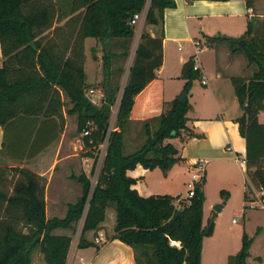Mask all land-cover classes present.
<instances>
[{
  "label": "trees",
  "instance_id": "16d2710c",
  "mask_svg": "<svg viewBox=\"0 0 264 264\" xmlns=\"http://www.w3.org/2000/svg\"><path fill=\"white\" fill-rule=\"evenodd\" d=\"M148 2V24H162L166 8L177 5L175 0H73L72 13H67L59 8L58 0H0V42L5 59L0 67V126L5 129L6 150L24 158L26 151L21 146L32 140L26 155L32 158L47 146L48 140L40 142L46 133L43 123L39 129L38 123L41 117L47 118L44 123L55 121L54 116L64 119L66 102L62 92L71 104L68 113L78 116V130L90 131L83 137L85 155L96 161L97 149L109 136L96 186L92 189L86 174L78 176L83 192L76 202L69 203L63 217H47L46 180L34 171L12 168L19 173L15 183L9 180L12 191L8 181H0V264H32L36 249L48 264H67L73 233L83 217L79 247L99 248L89 240L88 233L98 236L110 207L116 209L112 238L135 249L136 264H202L204 238L211 236L215 228L213 218L207 225L203 222L206 178L197 183L193 197L181 199L171 194L143 196L134 188L137 180L128 174L142 165L151 170L160 167L167 176L182 160L178 148L167 140L183 138L185 132L195 135L188 127V113L193 108L189 99L182 102L181 95L170 101L163 98V80L157 70L164 59V32L160 37L142 33L111 132L117 89L106 84L101 105L86 93L85 39L95 37L107 47L104 62L108 75L110 46L116 42L127 45L133 39L135 26L130 22ZM247 4L252 7L253 0H247ZM76 10L81 12L67 18L64 25H56ZM222 42L232 53L244 54L248 67L255 68L249 78L233 76L231 81L243 111L236 122L246 139L248 188L252 184L264 189V121L260 119L264 114V18L251 17L247 30L239 37L206 39L207 46ZM181 76L185 80L182 93L188 97L193 82L202 79V72L194 68L193 56L184 64ZM139 116L148 117L146 141L138 150L126 154L128 125ZM154 121L158 122L155 130L151 124ZM51 127L54 140L59 130L57 125ZM4 171L0 169V174ZM247 194L246 191L245 198ZM59 229L71 234L54 232ZM171 240L179 241L181 247L171 245ZM252 241L245 233L242 248L230 256L229 264H248Z\"/></svg>",
  "mask_w": 264,
  "mask_h": 264
},
{
  "label": "crops",
  "instance_id": "0c3cea01",
  "mask_svg": "<svg viewBox=\"0 0 264 264\" xmlns=\"http://www.w3.org/2000/svg\"><path fill=\"white\" fill-rule=\"evenodd\" d=\"M175 1L177 4L176 7L166 8L162 24L146 23V14L149 7L148 2L144 11L141 12V17L137 24L141 22L138 28L140 35L146 31L152 37H160L164 32V59L162 66L157 70V74L163 80V98L166 101L173 100L181 95L185 82L181 76L182 68L196 53L195 41L200 40L204 44V48L198 53V61L201 66L202 75L207 80L206 84L202 81L201 83L202 85L208 86L209 89L205 91L206 94L203 97L204 100L202 103L198 102L196 104V109L195 104L190 101L188 96L193 106L188 113L190 118L188 127L190 132H194L195 135H188L189 132H185L183 138H178V146L174 144L172 139L168 140L178 148L182 160L173 166L166 177V181L176 183L181 179L182 182H186V185H188L191 179L190 165L196 159L203 158L206 161L217 163L235 161L241 164L237 160V157L246 156V139L241 135L239 124L236 122L243 111L241 114H237L238 98H236V93L231 87V77L238 76L239 74V76H244V70L241 69L242 60L241 62L239 60L241 56L238 53L232 54L226 46L227 44L223 42L215 44L214 46H207L206 39L210 36L239 37L236 35L242 32L244 33L247 30L249 19L255 15V1L253 0L252 7L248 6L247 0ZM58 6L60 9H65L67 13H72L73 0H58ZM79 12L81 10H76L74 14L64 17L56 25H64L67 18L77 15ZM78 24L76 25V30L73 29L74 33L77 32ZM137 31L135 28V35H137ZM135 35L134 38H136ZM137 40L138 47L141 36ZM103 46V43L95 37H87L84 41V69L87 75L86 81L89 85L88 90L94 89L96 93L95 97L101 101L105 91L98 83L103 81V76L98 75L95 77L93 75V62L95 60L93 59L92 51L96 49V56L99 59L101 57L99 49H102ZM69 49H72V44H70ZM205 52H210L211 54L213 62L211 65L208 63L209 61L205 56ZM4 60L0 42V67L3 66ZM99 62L96 61V63ZM210 78L213 79L212 85L210 84ZM228 79L230 80L229 85L225 83ZM62 99L66 102L62 111L63 120L54 116L53 119L55 121L44 123V120L47 118H40L37 128L39 129L43 123L42 127L46 133L40 142H46L48 140L49 143L32 158L26 157L32 140L29 143L25 142L21 146L22 150L25 149L24 151H26V154L19 152L25 155L24 158H20L22 157L21 155L19 157L13 156L4 147L5 129L0 126V169L5 170L4 174H0V181L4 180L7 182V178H9L10 181L14 179L15 183L16 179L19 178V173L11 170L14 167L30 169L45 178V199L48 218L55 216L63 217L66 214L69 203H74L73 200L69 199V196L75 193L74 196L76 197L78 191H82L80 183H77V177L88 172L91 160L94 159L93 157L85 155L87 151L84 150L83 144V137L86 136L84 131L80 136L78 144L74 141L71 142L74 145V149L70 146L71 143H66L64 135L66 133L65 129L68 126L67 119L72 114L68 113L71 104L68 103V99L63 92ZM147 118V116H139L132 118L131 121H145ZM55 125H57L59 132L58 136L52 140L53 132H50L51 129L49 126L55 128ZM79 155H82V159L79 158ZM75 161L77 164L76 170L70 165V163H74ZM242 170L243 183L248 185L246 165L242 167ZM151 172L152 170L144 168L142 165H138L134 170H129L128 174L137 180L134 188L143 196L170 194L152 189L148 179V175ZM57 177H59V181H56ZM2 185L0 182V186ZM9 188L12 191L13 187L11 182L9 183ZM247 190L248 186L245 193ZM185 195L186 191L184 197ZM61 210L63 211L62 214L56 212ZM114 219L116 224V212L114 213ZM111 224L112 227L108 231V234H111L109 240L99 248L96 246L97 252L95 255L88 256L84 253L85 250H89L93 246L80 248L78 245L77 247L74 245L72 251L69 252L67 264H82L79 260L81 256L84 257V264H136L135 249L119 239L112 238L115 231V224L113 222ZM105 226L106 223L104 222L102 224L103 228L99 230V233H104L106 239L107 233L104 230ZM57 231L54 232L56 233ZM92 234L94 233L92 232ZM89 240L91 239L89 238ZM107 244L112 247L113 252L105 255L103 248ZM32 264H48L44 258V254L39 249L34 250L32 253Z\"/></svg>",
  "mask_w": 264,
  "mask_h": 264
},
{
  "label": "rangeland",
  "instance_id": "374dc122",
  "mask_svg": "<svg viewBox=\"0 0 264 264\" xmlns=\"http://www.w3.org/2000/svg\"><path fill=\"white\" fill-rule=\"evenodd\" d=\"M255 1V15L264 18V0H254ZM139 22L135 25L136 31L140 26ZM146 32V31H145ZM243 34L239 33L236 36H241ZM136 38L133 37L127 45L122 44V42H116V44H112L110 46L112 57L110 59V69L108 75L106 73V67L104 62V55L107 47L103 46V48L99 49L101 57L98 59L96 49L92 51L93 59V75L96 77L98 75L103 76V81L98 83V85L102 86L105 91V85L112 86L117 89V102L113 106L111 121H113L112 128L115 129L116 120H117V109L119 105V100L121 98V93L127 84L130 68L133 64L135 51L137 49V42L140 35L139 30L137 31ZM125 41V40H124ZM200 41V40H198ZM202 49L204 48V44L200 41ZM231 52L228 45H226ZM126 51V53H125ZM232 53V52H231ZM233 54V53H232ZM242 60V70H244V76L249 78L253 72L254 67H248V62L245 58V55L242 53H238ZM205 56L208 63L211 65L212 58L210 52H205ZM96 61H100L96 63ZM97 74V75H96ZM240 75V74H239ZM238 75V76H239ZM108 76L109 80L106 79ZM98 78V77H97ZM107 81V82H106ZM230 80H223V82L230 84ZM213 79L210 78V84L212 85ZM185 84V82H184ZM106 85V86H107ZM210 85V86H211ZM231 87L234 90L233 84ZM209 89L208 86L202 85L200 79H196L193 82L192 87L190 88V92L188 94L189 99L192 103L196 104L198 102L202 103L205 96V91ZM182 95V93H181ZM235 95V94H234ZM105 96V93H104ZM235 98V96H234ZM237 98V97H236ZM96 99V104L101 105L102 101ZM101 102V103H100ZM238 113L241 114L242 110L237 100V109ZM115 111V112H114ZM196 111V110H195ZM194 111V114H195ZM261 121H264V114L260 115ZM68 126L66 133L64 135L66 143L79 142L80 136L82 132L78 130V116L77 114H72L68 116ZM153 130L157 129L158 122H151ZM146 133H145V121L144 120H134L129 123L127 131H126V141H125V153L130 154L136 150H138L144 142L146 141ZM176 146L179 145L178 138H171ZM170 140V139H169ZM168 141V140H167ZM72 149H74V145H70ZM82 155H79L81 158ZM97 160H91V164L89 166L88 172L86 175L90 178L92 189L96 186L100 170L102 167V158L100 155V150L96 151ZM73 169H77L76 161L74 163H70ZM245 164H239L237 162H210L206 163V182L204 185L205 190V202H204V225H207L210 219L215 220V228L214 233L211 236H206L203 242V251H202V264H229L230 256L237 254L243 245V236L245 233L248 234L250 238H252V245L250 249V256L247 260L248 264H264V208L260 207V198H264V195L261 194V190L259 188L254 187L252 184L248 188L247 198H245V190L247 189V184L243 183V174L241 171L242 167ZM94 169V170H93ZM151 170V169H150ZM8 172V171H7ZM5 173V171H4ZM11 173V171H10ZM60 175V174H58ZM166 175L164 174L163 169L160 167H156L152 169V172L148 175V179L150 182V186L153 190H157L160 192H167L172 194L173 196L184 197V193L187 189L188 185L186 182H182L181 179L176 183H169L166 180ZM57 177L56 181H59ZM9 183V178H7ZM6 182V181H5ZM245 182V181H244ZM7 183V182H6ZM77 183H80L77 181ZM55 186V184H54ZM80 187L82 191H78V195L75 197V193L69 196L70 200L75 202L79 196H81L83 192L82 184L80 183ZM74 196V197H73ZM256 201V202H253ZM178 202V201H176ZM217 205H222V209L217 211L215 207ZM58 214H62L63 211H56ZM116 212L115 207H110L107 209V217L105 220L106 226L104 230L107 233L106 239L102 240L99 244L95 241V235L88 233V238L93 240L99 247L107 243L109 240L108 231H110L112 227V222L115 224L114 213ZM235 220V221H234ZM84 220L81 219L79 224L77 225L76 231L73 233V241L71 245L70 252L73 249V246H79L80 235L83 227ZM71 231L66 229H60L56 233L57 234H68ZM96 246H93L89 250H85L84 253L88 256H92L96 254ZM105 255L111 254L113 252L112 247L107 244L103 248ZM40 256V255H39Z\"/></svg>",
  "mask_w": 264,
  "mask_h": 264
},
{
  "label": "built area",
  "instance_id": "2783aa9c",
  "mask_svg": "<svg viewBox=\"0 0 264 264\" xmlns=\"http://www.w3.org/2000/svg\"><path fill=\"white\" fill-rule=\"evenodd\" d=\"M140 17H141V13H136L134 15V17L132 18L130 23L135 26L137 24L138 20L140 19ZM195 46H196V53L193 55V57H194V68L201 71V66H200V63L198 61V53L200 50H202L200 41H195ZM201 81L204 84L207 83V80L203 77V75H202ZM95 95H96V93H95L94 89L88 90L87 96L94 103L96 102ZM112 122L113 121L110 120L109 132H111L113 130L112 124H111ZM89 132H90L89 130L88 131L85 130L84 134L88 135ZM108 140H109V136L106 137L105 141L102 144H100V146L98 148L100 150V155H101V158L103 160H104V157L107 153ZM103 160H102V163H103ZM237 160L240 161L242 164H245V165L247 163L246 156L245 157H237ZM206 163H207V161L205 159L199 158V159H196L195 161H193V163L190 165L191 179L188 182L187 195H185V197H183V198H191L194 196V192H195V188H196L197 183L200 182L203 177H205ZM260 190H261V194L264 195V189H260ZM181 199H182V197H181ZM253 202H256V201H253ZM259 204H260V207L264 208V198H262V197L260 198ZM177 205H179V201L177 202ZM82 219L84 220V217ZM104 239H105L104 233H99L98 236L95 237V241L99 244ZM170 244L177 246V247H181V243L179 241H176V240H171ZM79 260L82 264L85 263L83 256L79 257Z\"/></svg>",
  "mask_w": 264,
  "mask_h": 264
},
{
  "label": "water",
  "instance_id": "95a60500",
  "mask_svg": "<svg viewBox=\"0 0 264 264\" xmlns=\"http://www.w3.org/2000/svg\"><path fill=\"white\" fill-rule=\"evenodd\" d=\"M188 100V97H187V94L186 93H182V95H181V97H180V101H182V102H186ZM182 208V207H181ZM215 209L217 210V211H220L221 209H222V205H217L216 207H215Z\"/></svg>",
  "mask_w": 264,
  "mask_h": 264
}]
</instances>
